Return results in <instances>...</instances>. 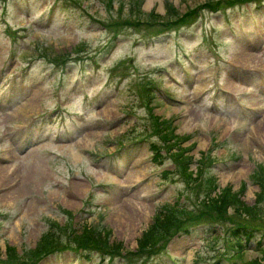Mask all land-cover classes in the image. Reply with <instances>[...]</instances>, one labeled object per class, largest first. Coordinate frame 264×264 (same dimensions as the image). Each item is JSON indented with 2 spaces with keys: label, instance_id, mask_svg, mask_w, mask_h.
<instances>
[{
  "label": "rangeland",
  "instance_id": "374dc122",
  "mask_svg": "<svg viewBox=\"0 0 264 264\" xmlns=\"http://www.w3.org/2000/svg\"><path fill=\"white\" fill-rule=\"evenodd\" d=\"M49 1L32 0L28 11L22 0H0V14L14 26L30 29L11 63L10 43L0 23V69L19 72L48 49L43 60L35 59L25 88L0 108V150L12 145V139L21 144L8 153L15 157L12 166L0 165V189L18 181L12 190H0V258L8 257L9 246H14L20 262L34 264L36 260L23 258V250L34 248L49 227L62 234L61 246H71L69 222L74 230L88 221L105 224L110 240L123 245L110 264H215L218 259L238 264V259L226 258L234 240L230 228L240 220L236 204L226 210H204L201 200L210 175L217 177L212 195L228 185L235 191L242 187L238 193L252 205L260 190L252 173L264 170V98L255 84L256 73L264 75V0L249 5L242 0H68L70 6L60 7L47 26L41 18ZM230 1L235 5L224 8ZM257 1H263L259 8ZM191 9L198 13L181 17ZM155 12L165 17H156ZM79 45L86 50L75 52ZM209 47L221 62L218 79L227 90L244 92L245 101L258 106L256 112L240 111L224 96L216 109L210 108L209 100L200 96L219 69ZM58 54L66 59L54 61ZM177 57L188 73L181 71ZM95 62L101 64L97 73L92 72ZM175 76L182 85L174 83ZM119 77L125 82L116 90ZM59 87L63 106L72 112L83 106L86 119L72 113L61 141L49 140L24 151L23 126L37 112L58 104ZM145 89L158 95L151 99L150 109L141 97ZM85 93L88 100L82 98ZM152 114L159 115L161 125ZM6 130L13 138L3 137ZM165 130L184 136L191 169L198 172L203 160L199 179L189 182L177 171L168 150L174 140H164ZM152 142L160 145L162 161L154 158ZM48 148L64 158L48 156ZM164 169L172 170L173 176L165 178ZM177 201L196 206L203 223L190 233L176 231L159 247L138 250V238L157 208ZM257 206L264 217V192ZM259 220L264 223L260 215L255 222ZM254 230L240 262L260 255L257 241L264 240V229ZM97 262L65 249L36 264Z\"/></svg>",
  "mask_w": 264,
  "mask_h": 264
},
{
  "label": "trees",
  "instance_id": "16d2710c",
  "mask_svg": "<svg viewBox=\"0 0 264 264\" xmlns=\"http://www.w3.org/2000/svg\"><path fill=\"white\" fill-rule=\"evenodd\" d=\"M231 2L232 1L229 3ZM169 13L171 12H169L168 9L166 14L168 15ZM197 13V9H191L188 12L183 13L181 17L183 18L186 15L195 16ZM154 15L160 18L165 17L158 12H155ZM84 50H86L84 45H79L78 48L75 47V52ZM46 51H48L47 48ZM64 54L55 55V60L64 58L66 56H64ZM153 97L154 96L151 94H146V101L149 105ZM153 117L155 120L159 121L158 123L160 125L162 124V121L159 120V115L153 114ZM160 129L161 128L159 127V130ZM162 135H164L165 138L169 136L171 138L176 137L172 144L177 146V149L171 154L179 165L180 171L184 173V176L188 178L189 182L199 179L198 177L203 171V168L200 166L203 160L199 162L198 172H195L193 169H191L193 161L191 155L186 153L183 145L179 143V141L183 139L182 136L174 133V130H171L170 132H166L165 130ZM152 147L154 150H156L155 156H160L161 152L159 151V147L156 144H153ZM252 175L260 185V190L256 193L255 204L249 205L242 199L238 193V191L241 192L243 190L242 187H240L238 191H235L232 189L231 185H228L222 188L220 193L212 195V192L217 188V177L215 175H210V177L207 178L206 187L208 190L206 192V197L201 200L204 210H226V206L230 203L233 205L234 203L236 204L234 205V210H236L240 220L235 221L234 225L230 228V231L234 238V240L231 241V248L233 251L231 258H235L236 260L238 259V264H264V241H258V249L260 252L259 257H254L247 261L244 260L245 262L239 261L242 258L245 245L252 235V229H264L263 222H260V220L255 222L256 217L259 215L260 219L264 220L263 215L258 214V210L260 208L257 206V203L261 200L264 192V170H262V172H256L255 170ZM187 184L190 186L188 182ZM186 219H192L194 223H187L185 222ZM199 223H203V221L201 219V215L197 214L196 206L182 205L178 201L175 203H164L157 208L152 223L138 238V250L149 251L150 249L159 247L166 238L172 236L174 233H176V231L188 233L193 227H195V225ZM72 234V245L61 246L63 237L62 234L56 231L54 227H49L45 232H43L34 248H30L28 251L23 250V258L29 260H40L47 254L58 252L64 249H77L81 246H85L87 248V252L84 254L87 257L88 254L91 255L89 250L92 249L99 251L100 253H113L123 247L120 241L110 240V231L108 230L107 226H103V228L100 229L97 225L89 223L88 221H83L79 228H76L74 231H72ZM8 251L9 255L7 257V261H17L19 254L17 253L16 248L14 246H9ZM32 263H35V261ZM215 264H219V262H216Z\"/></svg>",
  "mask_w": 264,
  "mask_h": 264
},
{
  "label": "bare ground",
  "instance_id": "6f19581e",
  "mask_svg": "<svg viewBox=\"0 0 264 264\" xmlns=\"http://www.w3.org/2000/svg\"><path fill=\"white\" fill-rule=\"evenodd\" d=\"M30 176H27V178H28V183H29V181L31 180L30 178H29ZM7 196H9L10 197V194L9 195H7Z\"/></svg>",
  "mask_w": 264,
  "mask_h": 264
}]
</instances>
